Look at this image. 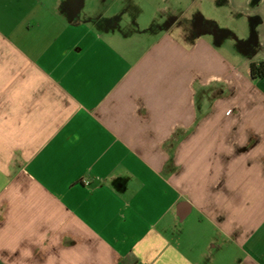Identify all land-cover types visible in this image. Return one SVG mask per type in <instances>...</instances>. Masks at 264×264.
Instances as JSON below:
<instances>
[{
	"label": "crops",
	"instance_id": "1",
	"mask_svg": "<svg viewBox=\"0 0 264 264\" xmlns=\"http://www.w3.org/2000/svg\"><path fill=\"white\" fill-rule=\"evenodd\" d=\"M136 2L0 0V264H264V0Z\"/></svg>",
	"mask_w": 264,
	"mask_h": 264
},
{
	"label": "rangeland",
	"instance_id": "2",
	"mask_svg": "<svg viewBox=\"0 0 264 264\" xmlns=\"http://www.w3.org/2000/svg\"><path fill=\"white\" fill-rule=\"evenodd\" d=\"M136 6L131 10L142 12L146 15L151 14L156 8L161 7L162 11L170 12L174 20L180 19L181 22L187 25H194L198 27L200 31L208 30L216 25L218 28L222 26L232 27L234 26V20H229L227 8L223 6V0H136ZM117 9L123 10V3L119 2ZM172 10V11H170ZM238 19L236 23H238ZM221 28H219L221 30ZM234 29V27H233ZM204 34V33H203ZM207 35H209L207 33ZM239 40H241L239 42ZM228 44L232 43V54H239L240 52L246 53L249 43L242 41V39L236 38L235 34H229L228 39L225 40ZM214 101V99H213ZM198 104L203 106V99L199 97Z\"/></svg>",
	"mask_w": 264,
	"mask_h": 264
},
{
	"label": "trees",
	"instance_id": "3",
	"mask_svg": "<svg viewBox=\"0 0 264 264\" xmlns=\"http://www.w3.org/2000/svg\"><path fill=\"white\" fill-rule=\"evenodd\" d=\"M250 71L254 80L264 78V61L253 62L250 66Z\"/></svg>",
	"mask_w": 264,
	"mask_h": 264
}]
</instances>
